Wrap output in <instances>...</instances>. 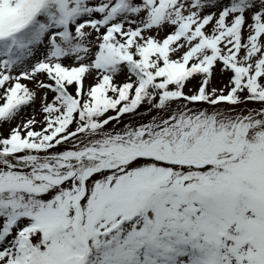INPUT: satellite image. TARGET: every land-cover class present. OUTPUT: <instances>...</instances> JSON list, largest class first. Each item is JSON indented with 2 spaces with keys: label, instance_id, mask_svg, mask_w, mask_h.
Wrapping results in <instances>:
<instances>
[{
  "label": "snow or ice",
  "instance_id": "obj_1",
  "mask_svg": "<svg viewBox=\"0 0 264 264\" xmlns=\"http://www.w3.org/2000/svg\"><path fill=\"white\" fill-rule=\"evenodd\" d=\"M0 264H264V0H0Z\"/></svg>",
  "mask_w": 264,
  "mask_h": 264
},
{
  "label": "rangeland",
  "instance_id": "obj_2",
  "mask_svg": "<svg viewBox=\"0 0 264 264\" xmlns=\"http://www.w3.org/2000/svg\"><path fill=\"white\" fill-rule=\"evenodd\" d=\"M217 79H219V78H217ZM145 107H146V105H141L139 111H140L141 113H143ZM38 118H39V117H38ZM129 118H130V117H129L128 115H125L124 120H128ZM148 118H149V117H148L147 115H144V116H143V119H144V120H147ZM134 119H139V117H136V118H134Z\"/></svg>",
  "mask_w": 264,
  "mask_h": 264
}]
</instances>
